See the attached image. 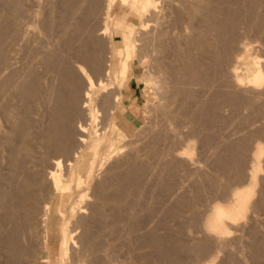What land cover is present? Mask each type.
I'll use <instances>...</instances> for the list:
<instances>
[{
  "label": "bare ground",
  "instance_id": "bare-ground-1",
  "mask_svg": "<svg viewBox=\"0 0 264 264\" xmlns=\"http://www.w3.org/2000/svg\"><path fill=\"white\" fill-rule=\"evenodd\" d=\"M34 1H36V0H34ZM92 1H94V0H92ZM162 1H164V0H162ZM195 1L196 2L190 1L191 3L188 5L189 8H188L187 13L190 15V17L192 15L193 17H191L190 19L194 20L193 18H195L197 16V14L202 12L204 14L203 18L200 15L199 16L201 18L200 17L199 18L202 20V23L205 22L206 24H208V30L205 31V32H202L203 30L200 31L199 27H198V29H197L194 37L192 38V40L191 41L190 40L187 41L188 43H185V45L183 47H179L177 44H176V47H174V46H172L173 44L171 43L172 44L171 45L172 46V50H174V52L171 50L174 53V54L171 53V55H172L171 57L173 58V55H174V57H175L174 59H176V61H180V67L176 68L177 65H174V66L172 65V66L174 68H176L177 71H178V68H180L179 70L182 71L181 72L182 74L177 73V72L176 73L180 74L181 78L184 75L185 76L184 78L185 79L187 78L186 82L188 83V85L189 84H191V85L195 84V85L198 86L197 89H196L197 92L193 91L194 93H196L195 97H194L195 94L193 92L190 93V94L187 93L188 95L186 93H183L185 90L182 92V94L188 96L187 98H184V99H186L185 100L186 103L183 102L184 103L183 106H186V104L195 101L196 109H195V106H194L193 111L191 113L190 112L188 113L189 115L191 114L189 120L185 119L186 117L184 118L183 113L184 112L186 113V111H184L183 113L181 112L183 116L179 115L180 114L179 111H182L183 110L182 108H184V107H182L181 110L178 111L179 114L176 113V109L174 111H172V112H174L173 114L179 115V118L177 117V115H176V117H174V118H178L179 119V120L177 119V122L175 121V123L178 124V125L181 124L180 125L181 127H183V126H186V127H184L185 128L184 131H183L184 135L181 134V133L178 135V136H180V135L184 136V137L180 136V137H182V139L184 138L183 140L180 138V140L182 142L180 141L181 143H179V144H181V145H179V146H177L175 148L171 147L173 149V153L172 154L170 153V154H171L172 157L173 156L174 157H182V158L190 157V159H192L191 156H192V152H193V148H194V143H195V141H197V139L204 138V139H206L205 141H206L207 144H211L210 143L211 142L210 133H212V132H210V131L213 128L212 127L213 123H211L212 124V126H211L210 122H211V117L212 116L211 117L209 116V113H208V112H210L209 110H213V111H211V113H215L216 115H218L220 113L222 107H223V109L225 107L226 108L229 107L232 110L233 109L234 110H239L241 112L243 111V110H240L241 108L242 109H250L252 112H251L250 115L248 113V116L245 117V120L252 121L250 123H253V121L256 122L257 120L258 121L262 120V122L259 124L261 126V130L259 132L260 133L259 137L260 136H264V67H263V65L259 64L260 62L258 60H256L255 57H251L252 53L251 54L249 53V47H248V45L251 47V45H250L251 44V40H252L251 38H253L252 32H251L252 35L250 34L251 38L249 37V33L248 32H250V30H253L254 34L256 35V37L254 38L255 42H256L257 38L258 39H260V38L263 39L262 37L264 35V12H261V9H262L261 7H264V0H205L203 2L201 0L200 1L195 0ZM1 2H3V0ZM6 2L7 3L9 2V4L11 6L8 7V9L6 11L4 10L5 13H2V12L0 13V142H1L0 146H1V148L4 147L2 150L8 149L10 151V154L7 155V157H9L11 155V161H10V163L8 162V164H9V171H7L8 173L7 174H3V172H2V174H0V264H25V263L27 264L28 263L27 261H29L30 260L29 258H31L33 255L30 257V255H29L30 252L28 253V256L26 255L27 253L25 254L24 249L26 248V246L24 247V244H21V242L25 238V235L23 233H25L28 230V226L31 225L33 219H37L36 220L37 222L35 221L34 226L36 227V225L38 224L37 227L40 226V228H41L40 234L42 233V240H43L42 243H43V247L45 248V255L41 256L42 258L40 259V262L43 263V264H50V255H49L48 250L46 249V241H47V223H48V220H49V216L48 215H49L50 210H51V197H49V195H50V194H48L49 192L47 193L48 195L43 194V192H45L44 191V189H45L44 185H45L46 180H50V183H51V186H52V194L55 193V192L64 193V192L72 191L71 187H70V183H68V185L65 186V185H63V182H62V179H61V172L63 170L62 168H64L63 167L64 158H66L65 160L68 161L67 164L71 166L70 168H68L69 175L71 176V180L74 177L77 176L75 178L76 179V188L80 190V193L75 198H74V195H72V197L70 199L71 201L69 202V205H68L69 207L67 209V212H62L61 210L59 211V213L62 216V223H61L62 225H61V228H60L61 229V233H60L61 241H60V245H59L60 248H61V260L64 261V262H67V264H69V260H68L69 253L68 252H69L70 245L72 244L71 240H74V238L75 239L78 238L80 240H77V241L78 242L80 241V243L82 245V249H81V245L79 243V246H80L79 252L80 251L84 252V253H82V252L79 253L77 250H75L76 248L74 249L76 251V253H74V255L79 253L78 255H75V257L80 255L79 258H81V259H79V260L77 259L79 264H82V262L84 260H88L90 262V263L88 262L89 264H98V263H100V264H113L112 262H110L111 261V258H109L110 256L108 257L109 259L107 257L104 258V259H107L109 261L105 260L103 262V260H104L103 257L100 260L101 257L98 258V256H97L98 253L96 254V251L100 249L101 244H102V242L100 243V241H97V239L99 240L98 237H100L98 235L101 234V233L99 234L98 232H99V230L101 232L102 228H100V229H99V227H98V229H97V227L95 228V224H94L95 222L94 221H96V220H93L94 219L93 217L91 219L92 222H90L91 220L88 219L89 220V224L87 223L88 221L86 222V220H85L87 218L84 217L85 218L84 219L83 216L81 218H79V219L76 218L75 219L76 221H72L73 223L75 222L74 225L72 224L73 228L71 226H69V223H72V222H70V217L75 216V214L77 212H79V213L81 212V213L86 214L85 213V209L87 207L85 206V203L87 201L84 203V205H83V202L85 201L86 196L89 195L86 192V189H88L89 187L85 188L87 186V185L85 186V184L90 182L94 178V176H96L95 175L96 171H98V170H100L102 168L104 169V167H103L104 166V162H105V160H107L108 157H110V153L114 149V145H115L114 137L116 135L120 136V137L124 136L123 129L121 127L125 123L126 120L124 119V114L119 112V111L117 112V110H116V104L119 103V96L118 97L115 96V98H114L115 103H114V102H110L109 101L110 98H112V97H109V99H108V97H106V96H108L109 94L108 95L106 94L105 98H106L107 102L109 101V103H107L105 101L104 102L109 105V106L107 105V107H106V104L104 105L105 107L103 106V102L102 101L105 100V99H103L102 101L98 100L99 99L98 96L100 97V99L102 98V96H100V94H99L100 92L104 93V91H105L107 93V92L110 91L108 89L111 88L109 80L105 79V77L106 78L110 77L111 73L114 74L115 76H116V73H119L121 76H126V74L128 72V69H129L130 58L132 57V54L134 53L133 52L134 51V49H133V47H134L133 41H131L129 36L123 34L122 35V42H121V44L123 43V46H122L121 49L119 47L120 45L116 47V52H117L116 54L118 55V58H117V61L114 62V60L112 59V56H111V51H110L111 48H112V42H113L112 29H111V23L110 22H113L114 17H115V15H117V13H121V14H123L124 17H119L118 21L115 22L116 23L115 25H118L120 27L124 23V19L132 21V19L135 18V16H136L138 11H140V10L144 11V10H147V9L155 6L156 5L154 3L155 0H107V10L105 12L104 21H103V24H102L101 31L98 32L101 35H103L104 38H107L106 40H108L107 44H108V47H109V54H108V61H107V63H105L106 66L103 63V62H105V60H101V57H100V56H102L101 53L99 55V52L101 50H98L99 49L98 48L99 47L98 44L100 45V42L97 44V42H95V41L94 42L92 41V43L90 41V43H91L90 46L88 44H87V46L86 45L82 46L83 44L80 41V40H82L81 39L82 37L80 36V33H81V35H83L84 33H82V32H85V30H83V31H81L79 33V30L81 29V26H82V24H81L82 22L81 23L80 22H76L75 24H73L72 26L74 28L71 27V25L69 27V24H68L69 29L66 27L67 30H71L70 28H72L73 31H75L73 33L72 30H71L72 34H70V32L68 31L69 34H70L69 36H72L73 34H76V35H79V36L75 35L77 38L75 36H72V37H69V39L67 38L68 40L67 39L66 40H62L61 42H59L61 39L52 40V37L49 34L50 32L49 31L47 32V30H51L52 27H50L51 28L50 29L47 26V29L45 31V34L46 33L47 34H46V39L44 40V42H42V43L37 45V41H35L36 42V43L34 42L35 44H33V43L31 44L32 40L30 39V35H29V38H27V35L29 33H31V31L29 30L30 32L27 33L26 30H25L26 27L24 29H22V24L24 22L22 24L19 23V22L22 21V20L20 21V17L22 15V10H23L22 3L23 2L21 3V0H6ZM6 2H4V3H6ZM67 2L70 3L69 0ZM214 2H216V4ZM29 3H31V2H29ZM37 3H38V0H37ZM37 3H36V8H37ZM93 4H91V7H92ZM27 5H26L25 8H27ZM4 6H2V7H4ZM29 6H31V5H29ZM122 6H127V9H123ZM159 6H161V5H159ZM96 7H97V5H96ZM163 7H165V5ZM31 8H32V6H31ZM71 8H72V6H71ZM162 8L160 9V7H159L160 10H162ZM66 9H67V5H66ZM78 9H79V7H78ZM76 10H77V8H76ZM94 10H95V8H94ZM96 10H97V8H96ZM155 10H153V11H155ZM0 11H1V9H0ZM33 11H34V9H33ZM30 12L31 13H35V12H32L31 10H30ZM76 13H77V11H76ZM76 13H73V14H76ZM157 13H159L158 10H157L156 14ZM163 13H164V11L162 12V14ZM90 14H92L91 11H90L89 15ZM25 15H26V13H25ZM65 15L66 14L63 13L61 18L58 17L60 19V21H59L60 22L59 24H61L60 27H62L64 25V23H65V21H66V19L68 17V16H65ZM33 16L35 17V15H33ZM95 16H96V14H95ZM151 16H149V17H151ZM34 17H32V19ZM154 17L153 18L155 20L156 16L154 15ZM82 19H84V18L82 17ZM151 19L152 18H150L149 20H151ZM200 19L198 21L199 24L204 25V23L202 24L200 22L201 21ZM35 20H37V19H35ZM162 20H163V18H162ZM39 21H40V19H39ZM44 21H45V19H44ZM56 21H58V20H56ZM41 22H43V21H41ZM84 22H86V21H84ZM148 22H150V21H148ZM154 22H156V21H154ZM67 23H71V21L70 22L67 21ZM143 23H147V22L143 21ZM157 23L159 24L160 20L158 22V19H157L156 24ZM24 24H27V23H24ZM24 24H23V26H26ZM34 24H36V23H34ZM46 24H47V22H46ZM50 24H52V23H50ZM162 24H163V22H162ZM140 25H142V23ZM147 25H148V23H147ZM156 26H157V28H159L158 25H156ZM162 28L164 29L165 27L163 26ZM201 28H202V26L200 27V29ZM40 29H42V28L40 27ZM82 29H84V28L82 27ZM159 31H160V29H159ZM163 31L164 30L161 29L160 33L163 34ZM167 31H164L165 32L164 35H166ZM90 32H92V31H90ZM167 34H168V32H167ZM33 35H34V33H33ZM89 35H86V36L89 37ZM41 36H42V34H41ZM161 36H163V35H160L159 37L161 38ZM39 37L40 36H38V38ZM78 37L80 38V40H78L79 39ZM40 38H42V37H40ZM72 38L76 39V42H75V40L72 41L73 40ZM90 38H93L92 34H91ZM160 38H158V39H160ZM165 38H166L165 36L163 38H161V43H162V41L166 42ZM189 38L191 39L190 36H189ZM167 39H168V36H167ZM30 40H31V42H29ZM35 40H38V39L36 38ZM77 40H78V42L79 41L80 42L78 43ZM71 41H72V43H70ZM165 42H164L163 46L161 44L162 48H161V46L159 47L160 51L162 49V52H164L163 47L165 46ZM258 42H256V43H258ZM76 43H78V44L81 43V45H79V48H78V45H76ZM73 44L76 45L74 48L71 47ZM102 44H103V42H102ZM17 45L18 46L19 45L22 46V48L18 47ZM167 45H168V47L170 49L171 46H169V44L166 43V47H167ZM164 49L166 50V48H164ZM262 51H264V50H262ZM105 52H108V51L105 50ZM166 52L169 53L167 50H166ZM258 53H260V52H258ZM21 54H22L24 63L19 62V64L22 63V65L20 64L21 67L19 66V68H17L16 66L13 65V63H14V61L17 62V59H18V57ZM160 55H162V54H160ZM160 55L156 56L158 61L160 60ZM164 55L161 56V57L163 58ZM167 58L168 57L166 55V59ZM177 58L179 60H177ZM256 58H257V56H256ZM103 59H106V58H103ZM163 59H165V58H163ZM152 60H155V59H152ZM158 61H156V62H158ZM72 62L74 63V65L72 64ZM161 62H162V60H161ZM114 63L117 65L116 71H113ZM160 63L158 62V65H160ZM163 63L164 62L161 63V66L166 67L167 63H164V65H163ZM71 64L74 67L76 66L78 71L81 73V74L80 73L79 74L84 77L85 83H80L82 81L78 78L79 76L76 73L77 70L75 71V69L72 67ZM85 64H89L90 65V69H87L88 67H86ZM176 64H179V62L178 63L176 62ZM156 66H157V64H156ZM161 66H158V67L162 68ZM167 66H168V64H167ZM174 68L173 69L171 68V69L173 71H175L176 69H174ZM91 69L93 71H91ZM163 69H164L163 71L166 73L165 70L167 68L166 69L163 68ZM172 70L170 72H172ZM159 71H161V69ZM163 71H162V73H164ZM165 73H164V75L167 76ZM149 74L150 73L147 74L149 77L147 75L146 76H147L148 80L149 79L152 80L153 76L151 77L152 78L151 79ZM165 76H164V78H165ZM20 77L23 78V80L20 79L21 81H19L18 78H20ZM181 78L179 76L180 80H181ZM56 79L59 80L58 85H56V83H55ZM165 79H168V77H166ZM175 79H177V77H175ZM179 79H177V80H179ZM185 79H183V80H185ZM186 82H185V84L187 85ZM191 85L189 87L188 86L186 87V89L189 88L188 92H189L190 89L194 88V87L192 88ZM178 90H180V89H178ZM194 90H195V88H194ZM185 92H187V90ZM111 93H110V95H111ZM116 93L118 94L119 92H116ZM178 93H180V92H178ZM114 94L115 93L113 92V95ZM14 96H16V97L18 96L21 99V102H18V103H21L20 106L17 105L18 107L15 106L16 104L14 105V104L10 103V100ZM103 96H104V94H103ZM32 99H34V101H32ZM17 100H18V98H17ZM111 100H113V99H111ZM32 103L34 105L36 104L39 108H41L42 116L43 115L46 116V117L44 116L46 118V120L44 119L45 122H42V123H45V125H40L39 124V127H37V128L35 127L36 129H32L31 128L32 124H31V117H30V108H31ZM110 104L111 105L114 104V106L113 105L111 106ZM193 104H194V102H193ZM100 105H101L102 109L104 108V110L101 112V114L104 111L106 113L107 110H105V108H109L111 106V109L108 112L109 115L106 116V118H105V120H107V122H108L107 124L111 125L110 131L109 130H104V128L102 129V131L100 129L95 128L94 129L95 135L93 137H89L88 136V125H98V124H102L103 121H104V120H101V119H104V116L100 115V110H102L100 108ZM180 105H181V103H180ZM188 106H186V107H188ZM167 107L168 106H166V108ZM185 109H187V108H185ZM188 109H190V108L188 107ZM163 110H165V109H163ZM39 111H40V109H39ZM194 111L196 112L194 114L195 116L197 115L196 117L193 115ZM217 111H219V113ZM239 111H238V113H239ZM246 111H248V110H245L243 113H245ZM82 112H84V114ZM168 112L166 114V117H167V115L170 114L171 115L170 118H173L172 114H171L172 112L170 111L171 113L169 112V114H168ZM108 113H106V114H108ZM211 113H210V115H212ZM162 114L165 115V112L162 113ZM102 115H104V114H102ZM111 115H113V116L111 117ZM76 116H79V117L77 118ZM180 116L183 117V119H181V121H180V118H181ZM74 117H76V121H77V122L75 121L76 122V127L75 128L72 127L73 123H74ZM107 117H109V118L107 119ZM41 118H40V120H41ZM163 118H164V120L167 121V118H165V117H163ZM174 118L172 119L173 121H174ZM187 118H189V117H187ZM214 118H216V117H214ZM242 118H244V117L242 116ZM8 120H11L9 122H11L10 124H12V126L10 128L8 127L9 129L6 127V123L8 122ZM122 120H123V122H121ZM172 120H170L169 122H171ZM182 120L185 121V122H186V120H188V121L185 124V122L183 123ZM161 121H163V119ZM212 121H214V120H212ZM37 122H39V118H38ZM169 122L168 123L166 122V124H168V126L172 125ZM179 122H181V123H179ZM166 124H165V126H167ZM173 124H174V122H173ZM222 124H224V123H222ZM174 126L172 125L173 128L177 127V125L175 127ZM209 126L211 127V129H210ZM104 127H106V126H104ZM223 127H225V126H223ZM173 128H172V130H173ZM179 128H176V129H179ZM162 129H163V127H162ZM169 129L171 130V127ZM209 129H210V131H209ZM258 129H260V128H258ZM160 130H161V128H160ZM166 130H167V128H166ZM181 130H183V128ZM162 131H164V130H162ZM177 131L179 133L180 129L176 130V132ZM173 132H175V131H173ZM178 133H176V134H178ZM234 133L235 132H233V134ZM251 133H253V132H251ZM163 134H164V132H163ZM173 134H175V133H173ZM221 134L223 135V132ZM244 134H245V132H244ZM9 135L10 136L12 135V137L15 136L16 140L12 139V137L10 138ZM175 135H174V138L176 139L177 135L176 136ZM256 135H258V134H256ZM165 136L166 135H164V137ZM178 136H177V141H176L175 144H177L178 141H179L178 140V138H179ZM255 136H254V138H255ZM157 138H159V137H156V139ZM256 139H255V141H257V142L254 143L255 145L253 147V150H252V152L249 151V153L251 152V154L248 155V156H251V160H249L251 162V166L248 165L249 168H250L249 171L243 172V171H245V170H243L244 167L242 165L243 163L241 162L242 161V157H244V156H242V154L245 153L243 149L240 151V154H239L240 157L238 158L239 160H236L238 155L236 156V159H235L236 161L234 159H232V158H235V156L233 154L231 155L232 158H229L230 160H228L229 161V162H227L228 164L226 163V159H228V156L230 154L226 157V159L224 158L225 161L222 160V161H224L226 163V166H225V163H223L224 165H222V166H225L227 168H230L231 166H233V168H236L238 170V173L236 174L234 172V169H232L233 172L236 174L237 178L240 179L244 175V173H247V175H244V177L246 176L249 186L248 185L247 186H243L242 189L236 190L233 193L231 192L232 193L231 194V198H229V199L232 201V203L230 205L218 204V202H217L218 200L216 201L217 204L215 203L212 206L210 205L211 207L208 210L209 211L208 217H207V214H206L205 216L207 217V219L205 220L203 218L205 222L201 221L203 223V225L202 224L201 225L204 226V229L206 231L204 233H207L211 237H216L217 239H219L221 237L224 238L223 236H225L227 234V232H229L228 231L229 227L237 228V227H239L238 225H240L241 222H242V224L240 226L243 225V221L247 222V221H245L246 219L244 220V218L246 216V213H247L249 207L251 206L250 201H251V195H252V190H253L252 186L256 187L255 184H257L258 177H259L257 175V171L261 168L262 161H264V143L260 142L261 140L258 141L259 139L258 140H256ZM76 142H78V145L76 146V149H74ZM201 142H202V139H201ZM233 142H235V141H233ZM230 143L232 145V142H230ZM245 143H246V141H245ZM163 144H165V143L163 142ZM247 144H248V141H247ZM241 146H243L242 148H244V144L241 145ZM167 147H168V145H167ZM206 147H207V145H206ZM229 148H230V152L232 153V151H233L231 149L232 147H228L227 150H225V153H227L229 151ZM121 149H123V148H121ZM172 149L171 150L169 149V150L172 151ZM246 151H248V149ZM6 152H5V154H6ZM88 152H91L92 156H91L89 162L87 164H85L84 160H85V156H86V154ZM165 153L168 156V153L164 151V154ZM233 153H234V151H233ZM246 154H247V152H246ZM49 157L53 158V160H54L53 161L54 165H52V168H49V165L45 166L47 163L45 165H43L46 162L45 159H48ZM168 157H170V156H168ZM174 157L171 159L172 161H173ZM9 159H10V157H9ZM243 159H245V158H243ZM6 161H8V160L6 159ZM172 161L170 163H173ZM159 164H157V165H159ZM221 164H219V165H221ZM154 165H155V163H154ZM154 165H152V166H154ZM141 166L142 165H140V167ZM161 166H162V164H161ZM6 167H8V166L6 165ZM43 167H45V170H46V168H48L46 170L47 173H45V170H43ZM145 168L146 167H144V169ZM246 168H248V167L246 166ZM3 169H5V168H3ZM149 169L150 168H148V170ZM202 169H204V168H202ZM83 170H85V172H86L85 177L82 175V171ZM164 170H166V168ZM229 170L231 171V169H229ZM237 170H235V171L237 172ZM43 171H44L45 175H44ZM138 171H139V169H138ZM179 171H180V169H179ZM154 172H155V170H154ZM163 172H162V175H163ZM96 173H99V172H96ZM158 174L160 175V173H158ZM222 174H223V172H222ZM235 174H234V176H235ZM177 175H178V173H177ZM262 175H261V177H262ZM210 177H209V179H210ZM236 177H234V178H236ZM157 178H159V177L157 176ZM232 178H233V176H232ZM188 180H189V178H188ZM242 180H244V178ZM181 181H182V179H181ZM235 181H238V180L235 179ZM262 181H261V183H262ZM238 182H237V184H238ZM47 183H46V187H48ZM209 183H211V182H209ZM244 183H245V180H244ZM143 184H145V183H143ZM219 185H220V183H219ZM210 186L212 187V185H210ZM232 186H233V184H232ZM92 188H93V185H92ZM49 189H50V187H49ZM49 189H48V191H49ZM226 189L227 188H225V190ZM220 190H222V189H219V191ZM95 191L97 193H99V195L96 194V196H95L94 192H93L91 197L99 198L100 196H102V198H104L103 195H105V194H103V192H101V191L99 192L97 190H95ZM204 192H206V190ZM100 193H102V194L100 195ZM159 194H160V192H159ZM220 194H222V193H220ZM45 196L46 197L48 196L47 199L45 198ZM137 196H140V195H137ZM72 198H74V199H72ZM88 198H89V196H88ZM206 199H208V198H206ZM93 200H91V201H93ZM101 200H103V199H101ZM175 201H177V200H175ZM224 201H226V200H224ZM93 202L96 203L97 201L96 202L93 201ZM260 202H262V201H260ZM228 203H230V202H228ZM96 204H97L96 206L99 205L98 203H96ZM167 204H168V202H167ZM262 204L263 203H261L260 205H262ZM177 205H178V203H177ZM200 205H202V204H200ZM187 206L189 207V205H187ZM152 207H154V206H152ZM92 208H93V206H92ZM173 211H175V210H173ZM251 211H252V208H251ZM91 212H92V209H91ZM205 212H206V210H205ZM255 212L257 213V211H255ZM79 213H77V214H79ZM164 213H163V215H164ZM260 213H257V214H260ZM65 214H68V216H66ZM97 215L94 214L93 216H97ZM115 215L117 216L118 213H116ZM202 215H204V214L202 213ZM37 216H38L39 219L37 218ZM91 216H92V213H91ZM120 216H122V214H120ZM154 216H156V215H154ZM169 216H172V215H169ZM247 216H249V215H247ZM202 217L203 216H201L200 219ZM95 218H98V216L95 217ZM251 219H253V218H251ZM72 220H74V219H72ZM185 220H186V218H185ZM98 221L99 220H97V222ZM121 221H123V220H121ZM248 221L251 222V220H249V219H248ZM262 221H263V219H262ZM139 224H140V222H139ZM182 224H184V223H182ZM185 225H187V223ZM247 226H248V223H247ZM70 227L72 229H70ZM128 227H127L128 228V232L130 233L132 231V228H130L129 225H128ZM191 227H192V225H191ZM245 227H244V229H245ZM149 228H151V227H149ZM240 228H242V227H240ZM249 228H251V227H249ZM25 229H26V231H25ZM162 229H164V228H162ZM177 229H178V227H177ZM231 229L232 228H230V230ZM38 230L40 231L39 228H38ZM74 231L75 232L76 231H78V232L80 231V234L77 232L79 234V236L77 235L78 237H76V235H75L74 238L72 237L73 236L72 234H74L73 233ZM192 231H194V230H192ZM235 231H238V230L236 229ZM247 231H249V230H247ZM137 232H139V231H137ZM149 232L148 233L145 232L147 235L145 237L142 235L144 239L142 238L143 240H141V239L140 240L141 241L145 240V241L148 242V240H146V239H147L148 234H151V232L150 233ZM28 233L29 232H27V234ZM158 233H157V235H158ZM179 233H180V229H179ZM249 233H250V231H249ZM255 233H253V234H255ZM258 233H259V231H258ZM151 236H155L153 238L156 239V241H158V242L164 241V238H161L160 236L156 237L155 234L153 235V230H152V235H150V237H149L150 240H151ZM175 236H177V235L175 234ZM186 236H187V234H186ZM227 236H229V235H227ZM138 237L139 236H137V238ZM164 237H165V242H166V236H164ZM229 237L233 238L232 236H229ZM153 238L151 240L152 242H150V243L154 245V248L156 249V251L161 255V257H158V259H161L162 256L163 257L166 256L167 258L169 257V259L171 257H173L172 256L173 253L172 252L170 253V251H172L173 249L172 250L168 249L169 251L167 249H164L161 246L162 245H166V244L165 243L163 244V242H162L161 245H160V243L157 244L154 241ZM160 238L162 239L161 241H159ZM100 239H102V238H100ZM217 239L213 240L214 243H216L215 240L218 242ZM208 240H210V238H208ZM208 240H206L207 242L205 241L203 244L200 245V250L196 251V253H202L203 252L205 254V251L208 248ZM234 240H237V238L233 239V242H234ZM261 240H260V242H262ZM69 241H70L71 244H69ZM174 241H175V239H174ZM219 241H221V240H219ZM231 241H232V239H231ZM253 241H254V239H253ZM256 241L258 242V243L256 242L258 245H257V249L255 251H257V253H259V254L260 253L263 254V251H262L264 249L262 247L263 244L261 245L259 243V240H256ZM72 242H76V241H72ZM147 242H145V243H147ZM175 242H177V241H175ZM178 242L180 243V241H178ZM191 242H193V241H191ZM127 243L129 245L128 241H127ZM145 243H143L144 246H145ZM154 243H156V244H154ZM235 243H236V241H235ZM102 245H105V244H102ZM157 245H159V246H157ZM180 246H182V245H180ZM185 246H187V245H185ZM251 246H253V245H251ZM128 247L130 248V245ZM221 247H223V246H220V248ZM27 248H30V247L27 246ZM145 248H146V246H145ZM192 248H194V247H192ZM226 248H224V249H226ZM244 248H245V246H244ZM255 248H253V249H255ZM26 249H25V251H27V250L29 251V249H27V250ZM102 249H104V247ZM148 249H149V247H148ZM235 250H237V249H235ZM99 252H100V250H99ZM126 252H128V250ZM129 252H130V249H129ZM138 252H141V251H138ZM153 252H151V253H153ZM143 253H141V254H143ZM206 253H207V251H206ZM32 254H34V253H32ZM95 254H96L97 257L95 256ZM243 254H244V251H243ZM262 254H260V255H262ZM25 255L28 257L29 260L26 259L27 257L26 258L24 257ZM40 255H41V253H40ZM87 256H89V258L91 256L92 259L91 258H90L91 260H89V258L87 259ZM128 256L129 255L127 254L126 257H128ZM190 256H191V254H190ZM238 256L240 257V255H238ZM75 257L73 256V260L75 259ZM150 257H148V259ZM191 257H193V256H191ZM33 258H35V257H33ZM152 258H153V256H152ZM207 258H208V256H207ZM130 259L131 258L129 256V261H131ZM162 259H164V258H162ZM37 260H38V258H37ZM114 260L112 259V261H114ZM164 260H166V259H164ZM188 260H189V258H188ZM237 260H238V258H237ZM178 261H179V259H178ZM32 262H34V261H32ZM101 262H103V263H101ZM151 262H152V260H151ZM153 262H155V261H153ZM190 262L187 263V264H190ZM193 262H196V259ZM193 262H191V264H193ZM211 262H212V259H211ZM230 262H233V261H230ZM234 262H236V261H234ZM241 263L243 264V262H241ZM120 264H132V263H130V262H128V263L126 262L125 263L124 262V263H120ZM183 264H186V263H183ZM207 264H208V262H207Z\"/></svg>",
  "mask_w": 264,
  "mask_h": 264
},
{
  "label": "rangeland",
  "instance_id": "rangeland-1",
  "mask_svg": "<svg viewBox=\"0 0 264 264\" xmlns=\"http://www.w3.org/2000/svg\"><path fill=\"white\" fill-rule=\"evenodd\" d=\"M2 0H0V13H5V11L8 9V7H10L11 5L9 4V2L7 3L6 0H3V2H1ZM52 1V2H51ZM58 1V2H57ZM68 0H38V3H37V0L34 1V0H21V3L23 5V10H22V15L20 17V21L19 23H27V24H24L26 26H23L22 24V29H24L25 27V30L27 33H29L31 31V33H29L27 35V38H29V35H30V39L31 40L29 42H31V44H35L37 41V45L44 42V40L46 39V34H45V31L47 29V26L48 28L52 27L51 30H47V32L49 31L51 37H52V40H58V39H61L59 42H61L62 40H66L67 38L69 39V37H72V36H75L76 34H73L72 36H69L71 33V30L72 32L74 33L75 31H73L72 28H70L71 30H67L66 27L69 29L70 25L71 27H73L72 25L75 24L76 22H82V26H81V29L79 30V33L83 30H85V32H82L84 33L83 35H81L80 33V36L82 37L81 39L83 40H80V38L78 40H80L82 42V46L86 45L87 44L90 46L92 41L94 42H97V44L100 42V45L98 44V50H101L99 52V55L101 53L102 56L101 57V60H105V62H103L104 64L107 63L108 61V54H109V47H108V40H106L107 38H104L103 35H101L100 33H98L99 31H101V28H102V24H103V21H104V17H105V12L107 10V0H69V2H67ZM84 1V2H83ZM91 1V2H90ZM161 1V2H160ZM183 1V2H182ZM190 1H193V2H196L195 0H190ZM189 0H155V6L147 9V10H140L137 12L136 16L134 19H132V21L130 20H125L124 19V23L119 27L118 25H115L118 21V18L119 17H124L123 14L121 13H117V15H115L114 17V20L113 22H110L111 23V29H112V37H113V42H112V48H111V56H112V59L114 60V62L117 61V58H118V55L116 54V47L119 46L120 49L122 48L123 46V43L121 44L122 42V35L125 34L127 36L130 37L131 41H133L134 43V53L132 54V57L130 58V61H129V69H128V72L126 74V76H121L119 73H116V76L114 74L111 73V76L106 78L105 79H108L109 82H110V86L111 88H109L108 90H110L109 92H100V96H102V98L100 99V97L98 96V100H103V106L106 104L105 102H107L105 96L106 94L108 96V99L109 97H112L110 98V102H114V98L115 96H119V103L116 104V110L117 112H121L124 114V119L126 120L125 123L122 125V129H123V133H124V136L123 137H120V136H115L114 137V141H115V145H114V149L113 151L110 153V157L107 158V160H105L104 162V169H100L96 172H99V173H96L95 172V175L94 178L88 182L87 184H85V188L89 187L88 189H86V192L87 194H89V198L88 196H86V199L85 201L83 202V205L85 203V206L87 207L85 209V213H79V214H75V216L73 217H70V222L72 221H76L75 219L76 218H81L83 216V218H87L85 219L86 222L89 224V220L92 219V217L94 218L93 220H96L94 221L95 223V228L99 227L102 228L101 232L99 230V234L98 237L99 240L97 239V241H100V243L102 242V244H105V245H102L101 244V247L104 249H102L100 247V252L99 250L96 251V254L98 256V258H100V260L104 258H111V261L113 264H120V263H132V264H183V263H189L190 261L193 262L195 259H196V262H193V264H242L241 262H243V264H264V161H262L261 163V168L257 171V175L259 176L258 177V181H257V184L256 187L252 186V195H251V201H250V204H251V208H252V211H251V208L249 207L247 213H246V216L249 215V216H245L244 220L247 221V222H244L243 221V225L240 226L238 225L239 227L237 228H234V227H229L228 228V231L227 234L225 236H223L224 238H219L217 239L216 237H211L209 236L207 233H204L206 232L205 229H204V226L202 222H205L204 219L206 220L207 217H208V213H209V209L210 207L213 205V204H221V205H230L232 203V201L229 199L231 198V194L236 191V190H239V189H242L243 186H247L248 185V181H247V178L246 176L244 177V175H247V173H244V175L239 179L236 177V174L238 173V170L236 168H233V166H231L230 168H227L225 167L226 166V163L229 162L228 160H230L229 158H232V154L235 156V158H232V159H236V156L238 155L237 159L236 160H239L238 158L240 157V151L243 149L245 153L242 154V165L244 167L243 172H246V171H249L250 168L249 166H251V162L249 160H251V156H248L251 154L252 150H253V147H254V143H256L260 137V139L258 141L264 143V136H260V130H261V126L259 125L262 120H257L256 122L253 121V123H250L252 121H248V120H245V117L248 116V113L249 115L251 114V110L250 109H240V110H243L242 112L239 111V110H232L231 108H224L223 107L221 108V111L219 113V111H217L218 115H216L215 113H211V111L213 110H209L210 112L209 113V116L211 117V122H210V125L212 126L211 123H213V128L212 130L209 131L212 132L210 133V137H211V144H207L206 143V139L204 138H201L202 139V142H201V139H197V141H195L194 143V148H193V152H192V159H190V157L186 158H182V157H174L173 161L171 160L173 157L171 156V154L173 153V149L172 148H175L181 144L182 141L180 140V138L182 139V137H184V127L186 126H183L181 127L180 125L176 124L175 121L177 122V119L179 118V115L183 116L184 115V118L185 119H190V115L188 114L189 112L191 113L194 109V106H195V109H196V105H195V101L194 104L193 102H190L188 104H186V106H188L190 109H188V107L186 106H183L186 99L184 98H187L188 94L187 93H192L193 91L194 92H197V85L195 84H189L186 82L187 78L185 79L184 75L182 76L181 78V75L182 74L181 70H179L180 68H178V71H177V67H180V61H176V59H174V55H173V58L171 57V53L174 52V50H172V46L176 47V44L179 46V47H183L185 45V43H188L187 41H191L192 38L194 37L198 27H199V30H203L202 32H205L208 30V24H206L205 22L204 25H201L199 24V19L203 16L204 14L201 12L199 14H197V16L195 18H193L194 20L190 19L191 17H193L187 13L188 11V8H189V4L191 3ZM200 1V0H198ZM202 2L205 1V0H201ZM6 2V3H4ZM26 2V3H25ZM29 2H33L32 4L29 3ZM42 4H41V3ZM65 2V3H64ZM163 2V3H162ZM189 2V3H188ZM192 2V3H193ZM213 2V1H212ZM36 3H37V8H36ZM58 3V4H57ZM73 3V4H72ZM77 5H76V4ZM94 3V4H93ZM162 3V4H161ZM184 3V4H183ZM216 4V2H214ZM5 6H4V5ZM27 5V8L26 5ZM39 4V5H38ZM65 4V5H64ZM88 4V5H87ZM91 4L92 7H91ZM97 7H96V5ZM161 6H159V5ZM31 5V6H29ZM34 5V6H33ZM44 5V6H43ZM66 5H67V9H66ZM70 5V6H69ZM81 5V6H80ZM87 5V6H86ZM100 5V6H99ZM165 5V7L163 6ZM4 6V7H2ZM40 6V7H39ZM72 6V8H71ZM183 8H182V7ZM187 6V7H186ZM2 7V8H1ZM6 7V8H5ZM79 7V9H78ZM81 7V8H80ZM123 9H127V6H122ZM162 8V10L159 9ZM31 8V9H30ZM77 8V10H76ZM89 8V9H88ZM95 8V10H94ZM97 8V10H96ZM154 8V9H153ZM186 8V9H185ZM261 12H264V7H261ZM34 9V11H33ZM51 9V10H50ZM64 9V10H63ZM156 9V10H155ZM3 10V11H2ZM5 10V11H4ZM30 10L32 12H35V13H31ZM55 10V11H54ZM150 12H149V11ZM155 10L157 12V10L159 11V13L156 14ZM39 11V12H38ZM54 11V12H53ZM77 11V13H76ZM85 11V12H84ZM90 11L92 12V14L89 15ZM164 11V13L162 14V12ZM41 12V13H40ZM52 12V13H51ZM57 12V13H56ZM72 14H71V13ZM83 12V13H82ZM155 12V13H154ZM161 12V13H160ZM26 13V15H25ZM66 14L65 16H68L64 25L62 27L61 24H59L60 22V19L62 14ZM68 13V14H67ZM70 13V14H69ZM73 13H76V14H73ZM86 13V14H85ZM156 16V19L154 20V15ZM174 13V14H173ZM31 16H30V15ZM44 14V15H43ZM96 14V16H95ZM154 17H152L151 15ZM188 14V15H187ZM17 15V14H16ZM35 15V17L33 16ZM85 15V16H84ZM89 17H88V16ZM201 17H200V16ZM29 16V17H28ZM93 16V17H92ZM95 16V17H94ZM151 16V17H149ZM175 16V17H174ZM179 18H178V17ZM189 16V17H188ZM31 17V18H30ZM32 17H34L32 19ZM37 17V18H36ZM59 17V18H58ZM74 17V18H73ZM82 17L84 19H82ZM88 17V18H87ZM200 17V18H199ZM227 17V16H226ZM150 18H152L151 20H149ZM163 18V20H162ZM177 18V19H176ZM37 19V20H35ZM40 19V21H39ZM47 24H46V22ZM54 19V20H53ZM157 19H158V22L160 20V23L156 24L157 22ZM198 19V20H197ZM32 20V21H31ZM58 20V21H56ZM73 20V21H72ZM75 20V21H74ZM201 20V19H200ZM39 21V22H38ZM43 21V22H41ZM71 21V23H67ZM86 21V22H84ZM143 21L147 22V23H143ZM150 21V22H148ZM156 21V22H154ZM36 24H34V23ZM93 22V23H92ZM163 22V24H162ZM202 23V20L200 21ZM52 23V24H50ZM95 23V24H94ZM142 23V25H140ZM202 23V24H203ZM68 24H69V27H68ZM197 24V25H196ZM45 25V26H44ZM159 28H157V26ZM195 25V26H194ZM206 25V26H205ZM85 26V27H84ZM156 26V27H155ZM165 27L164 29L162 27ZM202 26V28L200 29V27ZM205 26V27H204ZM40 27L42 29H40ZM45 27V28H44ZM82 27L84 29H82ZM91 27V28H90ZM161 27V28H160ZM74 28V27H73ZM88 28V29H87ZM98 28V29H97ZM122 28V29H121ZM121 29V30H120ZM160 29V31H159ZM161 29L164 30V31H167L166 32V35H164V31H163V34H161ZM30 30V31H29ZM64 30V31H63ZM89 30V31H88ZM170 30V31H169ZM37 33H35V32ZM44 31V32H43ZM67 31V32H66ZM70 34H69V32ZM92 31V32H90ZM153 31V32H152ZM199 31V32H200ZM55 32V33H54ZM63 32V33H62ZM87 32V33H86ZM253 34V38L250 37V34ZM34 33V35H33ZM66 33V34H65ZM78 33V34H79ZM160 33V34H159ZM171 33V34H170ZM194 33V34H193ZM245 33V32H244ZM249 33V37L253 40H251V47L248 45L249 47V53L251 54V57H255L256 60H258L260 63V65H263L264 67V35H263V39H256V43L254 41V38L256 37V35L254 34L253 30H250ZM32 34V35H31ZM39 34V35H38ZM42 34V36H41ZM62 34V35H61ZM90 34V35H89ZM91 34H92V37L93 38H90L91 37ZM154 34V35H153ZM251 34V35H252ZM68 35V36H67ZM86 35H89V37H87ZM160 35H163L161 36V38H163L164 36L166 37L165 40V46L163 47V50L164 52H162V49L160 51V46L162 44H164V42L162 41L161 43V38L159 37ZM34 38H33V37ZM37 36V37H36ZM38 36L42 37V38H38ZM60 38H59V37ZM76 36H79V35H76ZM75 36V37H76ZM98 36V37H97ZM102 38H101V37ZM167 36H168V39H167ZM189 36L191 37V39L189 38ZM38 40H35L36 38ZM157 37V38H156ZM33 38V39H32ZM56 38V39H55ZM77 38V37H76ZM85 40H84V39ZM101 38V39H100ZM160 38V39H158ZM175 38V39H174ZM177 38V39H176ZM187 38V39H186ZM67 39V40H68ZM75 42H76V39L72 38ZM186 39V40H185ZM40 40V41H39ZM42 40V41H41ZM77 40V42H78ZM106 40V41H105ZM185 40V41H184ZM39 41V42H38ZM70 41V40H69ZM72 41L70 43H72ZM79 41V42H80ZM91 41V43H90ZM156 41V42H155ZM159 41V42H158ZM35 42V43H34ZM78 42V43H79ZM103 42V44H102ZM151 42V43H150ZM256 44H255V43ZM76 43V45H78V48H79V45ZM157 43V44H156ZM166 43L169 44V46H172L166 47ZM172 43V44H171ZM263 43V44H262ZM105 44V45H104ZM255 44V45H254ZM259 44V45H258ZM74 45V44H73ZM71 46V47H75L76 45L74 46ZM257 45V46H256ZM18 46V45H17ZM161 46V48H162ZM18 47H21L22 46H18ZM263 47V48H262ZM166 48V50L169 52L167 53L166 50L164 49ZM170 51H169V50ZM262 51H260V50ZM104 50V51H103ZM108 51V52H105ZM173 52H172V51ZM252 50V51H251ZM158 51V52H157ZM193 51V50H192ZM260 52V53H258ZM105 53V54H104ZM158 53V54H157ZM256 53V54H255ZM258 53V54H257ZM263 53V54H262ZM162 54V55H160ZM165 54V55H164ZM174 54V53H173ZM105 55V56H104ZM160 55V60L158 61V59L156 58V56ZM163 59L161 56H163ZM166 55H167V59H166ZM257 58H256V56ZM194 56V55H193ZM261 56V57H260ZM103 58H106V59H103ZM171 58V59H170ZM152 59H155V60H152ZM262 59V60H261ZM161 60L162 62L164 63H167L166 64V67H163L161 66ZM177 60H179L177 58ZM153 61V62H152ZM158 61L160 63V65H158ZM16 61H14L13 65L16 66L17 68H19V66L21 67L22 63H24V60H23V57H22V54L18 57L17 59V64L15 63ZM19 62H22L19 64ZM102 62V61H101ZM176 62L179 64H176ZM102 63V64H103ZM155 63V64H154ZM163 63V65H164ZM263 63V64H262ZM72 64L74 65V63L72 62ZM71 64V65H72ZM157 64V66H156ZM70 65V66H71ZM72 65V67L75 69L77 75L79 76L78 78L82 81L80 83H85V80H84V77L82 75H80L81 73L78 71V69L76 68V66L74 67ZM86 67H88L87 69H90V65L89 64H85ZM154 65V66H153ZM174 65H177L176 68H174L173 66ZM106 66V64H105ZM158 66H161L162 68L158 67ZM92 67V66H91ZM157 67V68H156ZM93 68V67H92ZM163 68H167L165 71L166 73L163 71L164 69ZM176 69L175 71H173L172 69ZM117 69V65L114 63L113 65V71H116ZM157 69V70H156ZM161 69V71H159ZM170 69V70H169ZM172 70V72H170ZM91 71H93L91 69ZM162 71L167 75L165 76L164 73H162ZM168 71V72H167ZM160 72V73H159ZM170 72V73H169ZM180 73V74H177V73ZM80 73V74H79ZM150 73V78L153 80H148L147 78V74ZM174 73V74H173ZM177 75H176V74ZM170 74V75H169ZM147 75V76H146ZM168 77V79H165L164 78ZM179 76L181 78V80L179 79ZM130 77H132V79L134 80V84L136 85V91L135 92H129L127 87H126V84L128 83V80L130 79ZM149 77V76H148ZM175 77H177V79H175ZM19 81L23 80V78H18ZM21 79V80H20ZM185 79V80H183ZM79 80V81H80ZM56 82V85H58L59 83V80H55ZM84 81V82H83ZM180 81V82H179ZM185 82L187 83V85L185 84ZM192 86V88L194 87L193 89H190L189 92H188V89H186V87L188 86ZM191 88V87H190ZM180 89V90H178ZM107 90V91H108ZM187 90V92L185 91ZM192 90V91H191ZM184 91V92H183ZM113 92L116 94L113 95ZM116 92H119L118 94ZM177 92V93H176ZM180 92V93H178ZM183 93H186L187 95H184L182 94ZM193 92V93H194ZM121 93V94H120ZM102 94V95H101ZM104 94V96H103ZM120 94V95H119ZM194 97L196 96V93H194ZM183 95V96H182ZM114 96V97H113ZM176 96V97H175ZM186 96V97H185ZM192 96V95H191ZM18 98V100H17ZM177 100H176V99ZM113 99V100H111ZM182 99V100H181ZM32 101H34V99H32ZM105 101V102H104ZM109 101L107 103H109ZM14 102V103H13ZM18 102H21V99L20 97H16L14 96L11 100H10V103L12 104H16L15 106H20L21 103H18ZM184 102V103H183ZM18 103V104H17ZM181 103V105H180ZM102 105V104H101ZM100 105V108L102 109ZM108 104H106V107H107ZM111 105V104H110ZM114 106V104H112ZM111 105V106H112ZM162 105V106H161ZM168 106L166 108V106ZM17 106V107H18ZM109 106V105H108ZM111 106L109 108H105V110H107L106 113H108L111 109ZM181 106V107H180ZM105 107V106H104ZM173 107V108H172ZM180 107V108H179ZM184 107V108H182ZM192 107V108H191ZM162 108V109H161ZM172 108V109H171ZM181 108L183 109L182 111H179L181 110ZM187 108V109H185ZM40 109V111H39ZM165 109V110H163ZM169 109V110H168ZM176 109V113L180 114L177 115V114H173L174 111ZM104 110V108L102 110H100V115L101 116H104V119H101V120H104L102 124H98V125H88V136L89 137H93L95 135V131L94 129L97 128V129H100L102 131V129L104 128V130H109L110 131V128H111V125L110 124H107V120H105L106 116L109 115L105 113V111L102 113L104 115L101 114V112ZM115 110V111H116ZM167 110V111H166ZM245 110H248L246 111L245 113H243ZM172 114V117H177L178 118H174V121L172 120L173 118H170L171 115L169 114V112ZM179 111V112H178ZM186 111V113L184 112ZM237 111V112H236ZM239 111V113H238ZM39 112V113H38ZM165 112V115H163L162 113ZM170 115H167L166 117V114ZM183 115H182V113ZM216 112V111H215ZM228 112V113H227ZM236 112V113H235ZM42 110L41 108H39L36 104L34 105L32 103L31 105V108H30V117H31V124H32V129H36L37 127H39V124L40 125H45V123H42V122H45L46 120V116L43 115L42 116ZM84 114V112H82ZM196 112L194 111L193 115L195 114ZM210 113L212 115H210ZM226 113V114H225ZM230 113V114H229ZM238 113V114H237ZM41 114V115H40ZM188 116H187V115ZM198 114V113H197ZM216 116H215V115ZM237 114V115H236ZM186 115V116H185ZM192 115V116H193ZM246 115V116H245ZM45 116V117H44ZM113 115H111L112 117ZM169 116V117H168ZM180 116V117H181ZM191 116V117H192ZM195 116V115H194ZM193 116V117H194ZM197 116V115H196ZM195 116V117H196ZM216 118H214V117ZM242 116L244 118H242ZM42 117V118H41ZM77 118L79 116H76ZM76 117H74V123H73V126L72 127H76ZM82 117V116H81ZM167 118V121L164 120V118ZM189 117V118H187ZM192 117V118H193ZM194 117V118H195ZM238 117V118H237ZM38 118H39V122L38 121ZM41 118V120H40ZM109 117H107L108 119ZM191 118V119H192ZM45 119V120H44ZM83 119V118H82ZM111 119V118H110ZM163 119V121H161ZM181 119H183V117L180 118V121ZM184 119V120H185ZM170 120H172L174 122L171 121L169 122ZM179 120V119H178ZM183 121L182 122L185 124L187 123V121ZM214 120V121H212ZM242 120V121H241ZM11 120H8V122L6 123V127L10 128L12 126V124H10L11 122H9ZM76 121V122H75ZM245 121V122H244ZM123 122V120L121 121ZM166 122L172 124L173 126L177 125L176 128H179L180 129V132L178 133V131L176 132V130H179V129H176V128H173L172 125L168 126V124H166ZM167 126H165V124ZM181 123V122H179ZM182 123V124H183ZM224 123V124H222ZM159 125V126H158ZM222 125V126H221ZM262 125V124H261ZM106 126V127H104ZM161 126V127H160ZM174 126V127H175ZM179 126V127H178ZM225 126V127H223ZM236 126V127H235ZM36 127V128H35ZM163 127V129H162ZM165 127V128H164ZM171 127V130L173 128V130L171 131L169 128ZM8 128V129H9ZM132 128V129H131ZM141 128V129H140ZM149 128V129H148ZM161 128V130H160ZM167 128V130H166ZM183 128V130H181ZM220 128V129H219ZM225 128V129H224ZM260 128V129H258ZM31 129V130H32ZM144 129V130H143ZM151 129V130H150ZM176 129V130H175ZM149 130V131H148ZM164 130V131H162ZM171 132H170V131ZM218 130V131H217ZM258 130V131H257ZM33 131V130H32ZM169 131V132H168ZM175 131V132H173ZM164 132V134H163ZM178 133L176 134L177 136L181 133L183 135H180L178 136V143H176L177 141V136L173 133ZM223 132V135L221 134ZM233 132H235L233 134ZM245 132V134H244ZM253 132V133H251ZM144 133V134H143ZM158 133V134H157ZM241 133V134H240ZM258 135H256V134ZM173 134V135H172ZM143 135V136H142ZM145 135V136H144ZM157 135V136H156ZM160 135V136H159ZM164 135H166L164 137ZM169 135V136H168ZM171 135V136H170ZM174 135L176 136V139L174 138ZM216 135V136H215ZM242 135V136H241ZM244 135V136H243ZM257 137H256V136ZM10 136V135H9ZM141 136V137H140ZM203 136V135H202ZM230 136V137H229ZM232 136V137H231ZM250 136V137H249ZM255 136V138H254ZM12 137V135L10 136V138ZM156 137H159L156 139ZM217 137V138H216ZM141 138V139H140ZM143 138V139H142ZM163 138V139H162ZM172 138V139H171ZM226 140H225V139ZM230 138V139H229ZM243 138V139H242ZM12 139L16 140V137L13 136ZM168 139V140H167ZM175 139V140H174ZM184 139V138H183ZM182 139V140H183ZM217 139V140H216ZM221 139V140H220ZM232 139V140H231ZM155 140V141H154ZM167 140V141H166ZM173 140V141H172ZM224 140V141H223ZM13 141V140H12ZM148 141V142H147ZM158 141V142H157ZM170 141V142H169ZM181 141V142H180ZM214 141V142H213ZM235 141V142H233ZM246 141V143H245ZM247 141H248V144H247ZM154 142V143H153ZM156 142V143H155ZM162 142V143H161ZM163 142L165 144H163ZM172 142V143H171ZM219 142V143H218ZM232 142V145L231 143ZM244 142V143H243ZM1 143V142H0ZM89 143V142H88ZM87 143V144H88ZM204 143V144H203ZM235 143V144H234ZM251 143V144H250ZM171 146H170V145ZM207 147H206V145ZM244 144V148H242ZM78 145V142L75 143V148L76 149V146ZM157 145V146H156ZM162 145V146H161ZM168 145V147H167ZM211 145V146H210ZM124 146V147H123ZM205 146V147H204ZM215 146V147H214ZM221 146V147H220ZM8 147V146H7ZM165 147V148H164ZM172 147V148H171ZM199 147V148H198ZM201 147V148H200ZM205 149H204V148ZM225 147V148H224ZM228 147H232L231 149L234 151H232V153L230 152V148H229V151L227 153H225V150H227ZM4 148V147H3ZM3 148H1L0 146V174H7L9 171V164L8 162L10 163L11 161V155L9 157H7V155L10 154V151L8 149H4L2 150ZM123 148V149H121ZM146 150H145V149ZM164 150H163V149ZM163 151H162V150ZM167 149V150H166ZM172 149V151L170 150ZM248 149V151H246ZM2 150V151H1ZM159 150V151H158ZM236 150V151H235ZM7 151V152H6ZM122 151V152H121ZM143 151V152H142ZM154 151V152H153ZM163 153H162V152ZM164 151L168 153V157L166 155V153L164 154ZM202 151V152H201ZM209 151V152H208ZM249 151H251L249 153ZM2 152V153H1ZM6 152V154H5ZM239 152V153H238ZM247 152V154H246ZM72 153V152H71ZM126 153V154H125ZM154 153V154H153ZM171 153V154H170ZM195 153V154H194ZM223 155H222V154ZM236 153V154H235ZM112 154V155H111ZM170 154V155H169ZM207 154V155H206ZM230 154V155H229ZM212 155V156H211ZM229 155V156H228ZM91 152H88L85 156V164H87L91 158ZM217 156V157H216ZM228 156V159H226V157ZM7 157V158H6ZM194 157V158H193ZM200 157V158H199ZM71 158V157H70ZM135 160H133V159ZM152 158V159H151ZM170 158V159H169ZM217 158V159H216ZM226 159V163L224 162L225 159ZM245 158V159H243ZM6 159L8 161H6ZM49 159V160H48ZM48 159H45L46 162L43 164L46 165L45 166H48L49 165V168H52V165L53 164V158L49 157ZM63 159V158H62ZM66 158H64V165L62 168V172H61V179H62V182H63V185H68V183H70V187H71V190L72 191H69V192H64V193H60V192H55L52 194V186H51V183H50V180H46L45 182V185H44V191L43 194L45 195H49V197H51V210H50V213H49V220H48V223H47V241H46V249L48 250L49 252V255H50V264H67V262H64L61 260V248H60V241H61V223H62V216L61 214L59 213V211L61 210L62 212H67V209H68V205H69V202L71 201V197L72 195H74V198L80 193V190L76 188V177H74L72 180H71V176L69 175V171H68V168H70L71 166L68 165V161L65 160ZM184 159V160H183ZM187 159V160H186ZM3 160V161H2ZM5 160V161H4ZM52 160V161H51ZM156 160V161H155ZM180 162H179V161ZM224 160V161H222ZM235 160V161H236ZM50 163H48V162ZM51 161V162H50ZM160 161V162H159ZM173 162V163H170V162ZM209 161V162H208ZM222 161V162H221ZM135 162V163H134ZM145 162V163H144ZM149 164H148V163ZM157 162V163H156ZM175 162V163H174ZM177 162V163H176ZM133 163V164H132ZM140 163V164H139ZM155 163V165H154ZM160 163V164H159ZM191 163V164H190ZM205 163V164H204ZM213 163V164H212ZM222 163V164H221ZM223 163H225V166H222L224 165ZM139 164V165H138ZM144 164V165H143ZM149 166H148V165ZM159 164V165H157ZM162 164V166H161ZM174 164V165H173ZM186 164V165H185ZM203 164V165H202ZM221 164V165H219ZM228 164V163H227ZM6 165L8 167H6ZM134 165V166H133ZM138 165V166H137ZM140 165H142L140 167ZM154 165V166H152ZM180 165V166H179ZM198 165V166H197ZM201 165V166H200ZM248 168H246V166ZM249 165V166H248ZM176 166V167H175ZM186 166V167H185ZM144 167H146L144 169ZM159 167V168H158ZM161 167V168H160ZM183 167V168H182ZM196 167V168H195ZM206 167V168H205ZM222 167V168H221ZM242 167V168H243ZM5 168V169H3ZM130 168V169H129ZM148 168H150L148 170ZM152 168V169H151ZM166 168V170H164ZM171 170H170V169ZM204 168V169H202ZM217 170H216V169ZM225 168V169H224ZM227 168V169H226ZM246 168V169H245ZM48 168H46L47 170ZM119 169V170H118ZM139 169V171H138ZM160 169V170H159ZM169 169V170H168ZM178 169V170H177ZM180 169V171H179ZM183 169V170H182ZM215 169V170H214ZM224 169V170H223ZM231 169V171L229 170ZM234 169V173L233 170ZM248 169V170H247ZM3 170V171H2ZM43 170H45V167H43ZM45 170V173H47ZM103 170V171H102ZM128 170V171H127ZM155 170V172H154ZM159 170V171H158ZM177 170V171H176ZM199 170V171H198ZM237 170V172L235 171ZM127 171V172H126ZM164 171V172H163ZM189 173H188V172ZM227 173H225V172ZM162 172H163V175H162ZM166 172V173H165ZM171 172V173H170ZM175 172V173H174ZM186 174H185V173ZM220 172V173H219ZM223 172V174H222ZM44 173V171H43ZM44 173V175H45ZM144 173V174H143ZM160 173V175L158 174ZM170 173V174H169ZM178 173V175H177ZM195 173V174H194ZM204 173V174H203ZM232 173V174H231ZM153 174V175H152ZM180 174V175H179ZM208 174V175H207ZM231 174V175H230ZM235 174V176H234ZM263 174V175H262ZM82 175L85 177L86 175V172L85 170L82 171ZM187 175V176H186ZM262 175V177H261ZM142 176V177H141ZM156 176V177H155ZM157 176L159 178H157ZM207 176V177H206ZM211 176V177H210ZM216 176V177H215ZM224 176V177H223ZM233 176V178H232ZM181 177V178H180ZM186 177V178H185ZM210 177V179H209ZM213 177V178H212ZM221 177V178H220ZM236 177V178H234ZM149 178V179H148ZM157 178V179H156ZM161 178V179H160ZM189 178V180H188ZM208 178V179H207ZM244 178L245 180V183H244V180H242ZM87 179V178H86ZM163 179V180H162ZM182 179V181H181ZM184 179V180H183ZM212 179V180H211ZM216 179V180H215ZM235 179H237L238 181H235ZM170 180V181H169ZM201 180V181H200ZM227 180V181H226ZM230 180V181H229ZM263 180V181H262ZM148 181V182H147ZM156 181V182H155ZM161 181V182H160ZM164 181V182H163ZM203 181V182H202ZM206 181V182H205ZM211 183H209V182ZM234 181V182H233ZM242 181V182H241ZM260 181V182H259ZM262 181V183H261ZM48 182V183H47ZM133 184H132V183ZM139 182V183H138ZM238 182V184H237ZM46 183H47V186L46 187ZM93 183V184H92ZM141 183V184H140ZM145 183V184H143ZM155 183V184H154ZM161 183V184H160ZM164 183V184H163ZM202 183V184H201ZM220 183V185H219ZM227 183V184H226ZM259 183V184H258ZM149 184V185H148ZM169 184V185H168ZM178 186H177V185ZM180 184V185H179ZM187 184V185H186ZM194 184V185H193ZM233 184V186H232ZM235 184V185H234ZM50 185V186H49ZM92 185H93V188H92ZM154 185V186H153ZM157 185V186H156ZM197 185V186H196ZM205 185V186H204ZM210 185H212V188ZM224 185V186H223ZM240 185V186H239ZM145 186V187H144ZM188 186V187H187ZM193 186V187H192ZM227 186V187H226ZM242 186V187H241ZM249 186V185H248ZM262 186V187H261ZM50 187V189H49ZM134 187V188H133ZM174 187V188H173ZM206 187V188H205ZM227 188L225 190V188ZM239 187V188H238ZM241 187V188H240ZM169 188V189H168ZM184 188V189H183ZM190 188V189H189ZM195 188V189H194ZM199 188V189H198ZM237 188V189H236ZM260 188V189H259ZM263 188V189H262ZM47 189V190H46ZM49 189V191H48ZM100 189V190H99ZM192 189V190H191ZM204 189V190H203ZM219 189H222L219 191ZM229 189V190H228ZM259 189V190H258ZM92 192H91V191ZM95 190L97 191H101L103 192V195L104 198H102V196H100L99 198H93L91 197L93 192H94V195L96 196V194L99 195V193H97ZM139 190V191H138ZM192 192H191V191ZM200 190V191H199ZM206 190V192H204ZM214 190V191H213ZM224 190V191H223ZM262 190V191H261ZM175 191V192H174ZM187 191V192H186ZM189 191V192H188ZM49 192V193H48ZM90 192V193H89ZM156 194H155V193ZM160 192V194H159ZM165 192V193H164ZM168 192V193H167ZM178 192V193H177ZM200 192V193H199ZM202 192V193H201ZM232 192V193H231ZM48 193V194H47ZM150 193V194H149ZM172 193V194H171ZM182 193V194H181ZM222 193V194H220ZM52 194V195H51ZM102 193H100L101 195ZM153 194V195H152ZM156 196H155V195ZM164 194V195H163ZM190 196H189V195ZM195 194V195H194ZM204 196H203V195ZM215 194V195H214ZM225 194V195H224ZM93 195V196H94ZM97 195V196H98ZM137 195H140V196H137ZM176 195V196H175ZM209 195V196H208ZM214 195V196H213ZM208 196V197H207ZM221 196V197H220ZM226 196V197H225ZM253 196V197H252ZM48 197V196H47ZM47 197L45 196V198L47 199ZM149 197V198H148ZM193 197V198H192ZM201 197V198H200ZM217 197V198H216ZM72 198V199H74ZM167 198V199H166ZM173 198V199H172ZM205 198V199H204ZM208 198V199H206ZM228 198V199H227ZM94 199V200H93ZM96 199V200H95ZM99 201H98V200ZM103 199V200H101ZM142 199V200H141ZM162 199V200H161ZM172 201H171V200ZM185 199V200H184ZM188 199V200H187ZM195 199V200H194ZM202 199V200H201ZM220 199V200H219ZM223 199V200H222ZM263 199V200H262ZM89 200V201H88ZM97 201L96 203H98L99 205L96 206L97 204L94 203L93 201ZM160 200V201H159ZM177 200V201H175ZM188 202H187V201ZM218 200V201H217ZM226 200V201H224ZM256 200V201H255ZM262 202H260V201ZM101 201V202H100ZM213 201V202H212ZM217 201V202H216ZM223 201V202H222ZM259 201V202H258ZM145 202V203H144ZM166 202V203H165ZM168 202V204H167ZM230 202V203H228ZM170 203V204H169ZM178 203V205H177ZM185 203V204H184ZM188 203V204H187ZM211 203V204H210ZM227 203V204H226ZM259 203V204H258ZM261 203H263L262 205H260ZM149 204V205H148ZM202 204V205H200ZM177 205V206H176ZM189 205V207L187 206ZM197 205V206H196ZM211 205V206H210ZM256 205V206H255ZM93 206V208H92ZM96 206V207H95ZM148 206V207H147ZM154 206V207H152ZM165 206V207H164ZM183 206V207H182ZM263 206V207H262ZM146 207V208H145ZM168 207V208H167ZM178 207V208H177ZM186 207V208H185ZM85 208V207H84ZM92 209V212H91V209ZM150 208V209H149ZM159 208V209H158ZM170 208V209H169ZM187 209V210H186ZM99 210V211H98ZM156 210V211H155ZM175 210V211H173ZM179 210V211H178ZM206 210V212H205ZM94 211V212H93ZM151 211V212H150ZM255 211H257V213H261L260 214H257ZM98 212V213H97ZM156 212V213H155ZM165 212V213H164ZM205 212V213H204ZM252 212V213H251ZM91 213H92V216H91ZM98 215H97V214ZM118 213V215L116 216L115 214ZM122 214V216H120V214ZM164 213V215H163ZM174 213V214H173ZM176 213V214H175ZM202 213L204 215H202ZM90 214V215H89ZM97 215L98 218H95L97 216H93V215ZM100 214V215H99ZM172 215V216H169V215ZM201 214V215H200ZM207 214V217L205 216ZM252 214V215H251ZM255 214V215H254ZM257 214V215H256ZM66 216H68V214H65ZM139 215V216H138ZM142 215V216H141ZM156 215V216H154ZM162 215V216H161ZM189 215V216H188ZM251 215V216H250ZM77 216V217H76ZM80 216V217H79ZM88 216V217H87ZM91 216V217H90ZM150 216V217H149ZM161 216V217H160ZM178 216V217H177ZM197 216V217H196ZM203 216L201 219L200 217ZM257 216V217H256ZM259 216V217H258ZM263 216V217H262ZM100 217V218H99ZM143 217V218H142ZM148 217V218H147ZM169 217V218H168ZM177 217V218H176ZM183 217V218H182ZM206 217V218H205ZM255 217V218H254ZM38 218V216H37ZM120 218V219H119ZM141 218V219H140ZM186 218V220H185ZM204 218V219H203ZM253 218V219H251ZM39 219V218H38ZM74 219V220H72ZM77 219V220H78ZM89 219V220H88ZM155 219V220H154ZM251 220L250 221H248ZM256 219V220H255ZM261 219V220H260ZM263 219V221H262ZM37 219H33L32 220V223L30 226H28V230L26 231L25 229V233L27 234V232H29L27 235L25 233H23L25 235V238L24 240L21 242V244H24V247L27 246L30 247V248H27L29 249V251H25L24 249V252L25 254L28 256V253L30 255L31 258L28 259V257L25 255L24 257L29 260L27 261L28 263L27 264H43L40 262V259L42 258L41 256L42 255H45V248L43 247V243H42V233L40 234L41 232V228L40 226L36 227L34 226L35 224V221ZM97 220H99L97 222ZM123 220V221H121ZM151 220V221H150ZM198 220V221H197ZM102 221V222H101ZM144 221V222H143ZM185 221V222H184ZM202 221V222H201ZM253 221V222H252ZM255 221V222H254ZM262 221V222H261ZM34 222V223H33ZM37 222V221H36ZM92 222V220L90 221ZM100 222V223H99ZM122 222V223H121ZM127 222V223H126ZM138 222V223H137ZM140 222V224H139ZM147 222V223H146ZM159 222V223H158ZM172 222V223H171ZM192 224H191V223ZM198 222V223H197ZM250 222V223H249ZM75 223V222H74ZM74 223H69V226H71L73 228V225ZM98 223V224H97ZM178 223V224H177ZM184 223V224H182ZM187 223V225H185ZM247 223H248V226H247ZM254 223V224H253ZM71 224V225H70ZM73 224V225H72ZM173 224V225H172ZM175 224V225H174ZM194 224V225H193ZM202 224V225H201ZM99 225V226H98ZM127 225V226H126ZM128 225L130 226V228H132V231L129 233L128 232ZM146 225V226H145ZM151 225V226H150ZM179 225V226H178ZM184 225V226H183ZM192 225V227H191ZM255 227H254V226ZM133 226V227H132ZM156 226V227H155ZM174 226V227H173ZM176 226V227H175ZM246 226V227H245ZM30 227V228H29ZM33 227V228H32ZM70 227V229H72ZM128 227V228H127ZM147 227V228H146ZM151 227V228H149ZM178 227V229H177ZM191 227V228H190ZM197 227V228H196ZM199 227V228H198ZM203 227V228H202ZM236 227V226H235ZM242 227V228H240ZM245 227V229H244ZM251 227V228H249ZM38 228L40 229V231L38 230ZM155 230H154V229ZM164 228V229H162ZM230 228H232L231 231ZM143 231H142V230ZM147 229V230H146ZM179 229H180V233H179ZM197 229V230H196ZM234 229V230H233ZM238 230V231H235V230ZM257 229V230H256ZM33 230V231H32ZM136 230V231H135ZM145 230V231H144ZM152 230H153V235L155 234L156 237L160 236L161 238H164V241L163 244L165 243L166 245H162L161 247H163L164 249H169V250H172L170 251V253L172 252V256L170 259L169 257L167 258L166 256L162 258L166 259H158V257H161V255L156 251V249L154 248V245L151 244L150 242H152V238L155 237V236H151V240H150V235H152ZM161 230V231H160ZM194 230V231H192ZM245 230V231H244ZM249 230V231H247ZM103 231V232H102ZM139 231V232H137ZM151 232V234H148L147 236V241H141L143 240V236L145 237L148 233V232ZM187 231V232H186ZM202 231V232H201ZM244 231V232H243ZM252 231V232H251ZM259 231V233H258ZM37 232V233H36ZM78 231H74L72 234L73 238L75 237H78L79 234H80V231L77 233ZM141 232V233H140ZM146 232V233H145ZM149 232V233H150ZM159 232V233H158ZM174 232V233H173ZM178 232V233H177ZM183 232V233H182ZM199 232V233H198ZM240 232V233H239ZM256 232V233H255ZM158 233V235H157ZM195 233V234H194ZM242 233V234H241ZM250 235H249V234ZM255 233V234H253ZM131 234V235H130ZM175 234L177 236H175ZM187 234V236H186ZM194 234V235H193ZM234 234V235H233ZM262 234V235H261ZM78 235V236H77ZM143 235V236H142ZM162 235V236H161ZM179 235V236H178ZM181 235V236H180ZM207 235V236H206ZM232 236L233 238L229 237V236ZM129 236V237H128ZM131 236V237H130ZM137 236H139L137 238ZM166 236V242H165V237ZM172 236V237H171ZM174 236V237H173ZM194 236V237H193ZM200 236V237H199ZM203 236V237H202ZM181 237V238H180ZM186 237V238H185ZM229 237V238H228ZM102 238V239H100ZM105 240H104V239ZM143 238V239H142ZM160 238L159 241H161L162 239ZM195 238V239H194ZM205 238V239H204ZM208 238H210V240H208ZM228 238V239H227ZM237 240H234L233 242V239H236ZM239 238V239H238ZM249 238V239H248ZM37 239V240H36ZM141 239V240H140ZM154 239V238H153ZM177 241L175 242L174 241ZM183 239V240H182ZM199 239V240H198ZM214 239H217L218 242L215 240V242L217 243H214ZM226 239V240H225ZM230 239V240H229ZM232 239V241H231ZM254 239V241H253ZM262 239V240H261ZM77 240H80L78 238H74V240H71V243L69 241V244L70 245V248H69V255H68V260H69V264H79L77 259H81L79 258V256H76L75 255H78L80 252V246H79V243L80 241L78 242ZM130 240V241H129ZM158 240V239H157ZM195 240V241H194ZM202 240V241H201ZM206 240H208V248L206 249L205 251V254L202 252V253H196V251H199L200 250V245L203 244ZM221 240V241H219ZM246 240V241H245ZM256 240H259V243L262 245V251H263V254L260 255L259 253H257V251H255L257 249V241ZM260 240L263 242H260ZM72 241H76V242H72ZM127 241L129 242V245H130V248L128 247V243ZM139 241V242H138ZM154 241L158 244L160 243V245L162 244V242H158L156 241V239H154ZM153 241V242H154ZM180 241V243L178 242ZM193 241V242H191ZM197 241V242H196ZM230 241V242H229ZM236 241V243H235ZM30 242V243H29ZM147 242V243H145ZM170 242V243H169ZM186 242V243H185ZM202 242V243H201ZM207 242V241H206ZM220 242V243H219ZM257 242V243H256ZM145 243V246L144 244ZM154 243V244H156ZM178 243V244H177ZM231 243V244H230ZM233 243V244H232ZM241 243V244H240ZM28 244V245H27ZM147 244V245H146ZM173 244V245H172ZM210 244V245H209ZM230 244V245H229ZM236 244V245H235ZM253 246H251V245ZM81 245V243H80ZM127 245V246H126ZM170 245V246H169ZM182 245V246H180ZM187 245V246H185ZM226 245V246H225ZM241 245V246H240ZM256 245V246H255ZM23 246V245H22ZM138 246V247H137ZM143 246V247H142ZM153 246V247H152ZM159 246V245H157ZM166 246V247H165ZM184 246V247H183ZM220 246H223L220 248ZM245 246V248H244ZM249 246V247H248ZM256 248H255V247ZM109 247V248H108ZM149 247V249H148ZM178 247V248H177ZM194 247V248H192ZM227 247V248H226ZM231 247V248H230ZM233 247V248H232ZM247 247V248H246ZM251 247V248H250ZM44 248V249H43ZM76 248V249H75ZM79 248V249H78ZM128 248V249H127ZM143 248V249H142ZM154 248V249H153ZM198 248V249H197ZM210 248V249H209ZM226 248V249H224ZM255 248V249H253ZM77 250L79 253L78 254H75ZM81 249H82V245H81ZM129 249H130V252H129ZM195 249V250H194ZM232 249V250H231ZM237 249V250H235ZM244 249V250H243ZM33 252H32V251ZM128 250V252H126ZM146 250V251H145ZM168 250V251H169ZM231 250V251H230ZM251 250V251H250ZM72 251V252H71ZM75 251V252H74ZM103 253H102V252ZM138 251H141V252H138ZM144 253H143V252ZM154 251V252H153ZM177 251V252H176ZM191 253H190V252ZM228 251V252H227ZM241 253H240V252ZM243 251H244V254H243ZM249 251V252H248ZM261 251V252H262ZM116 252V253H115ZM150 254H149V253ZM153 252V253H151ZM157 252V253H156ZM212 252V253H211ZM225 252V253H224ZM238 252V253H237ZM252 252V253H251ZM256 252V253H255ZM34 253V254H32ZM41 253V255H40ZM84 253V252H82ZM101 253V254H100ZM115 255H114V254ZM143 253V254H141ZM148 253V254H147ZM183 253V254H182ZM219 253V254H218ZM224 253V254H223ZM233 253V254H232ZM73 254V255H72ZM95 254V256H96ZM100 254V255H99ZM106 254V255H105ZM127 254L130 256V260L129 261V256H127ZM156 254V255H155ZM185 254V255H184ZM193 256L191 257L190 256ZM200 254V255H199ZM210 256H209V255ZM229 254V255H228ZM243 254V255H242ZM158 255V256H157ZM175 255V256H174ZM188 255V256H187ZM240 255V257L238 256ZM73 256L75 257V259L73 260ZM94 256V257H95ZM96 256V257H97ZM112 256V257H111ZM151 256V257H150ZM153 256V258H152ZM157 256V257H156ZM208 256V258H207ZM225 256V257H224ZM243 256V257H242ZM263 256V257H262ZM35 257V258H33ZM116 257V258H115ZM141 257V258H140ZM148 257H150L148 259ZM184 259H183V258ZM191 257V258H190ZM203 257V258H202ZM33 258V259H32ZM38 258V260H37ZM71 258V259H70ZM89 258V256H87V259ZM90 258L92 259V257L90 256ZM89 258V260H91ZM108 258V259H109ZM145 258V259H144ZM189 258V260H188ZM205 258V259H204ZM228 258V259H227ZM235 258V259H234ZM238 258V260H237ZM261 258V259H260ZM112 259L115 261H112ZM119 259V260H118ZM144 259V260H143ZM154 259V260H153ZM179 259V261H178ZM186 259V260H185ZM194 259V260H193ZM211 259H212V262H211ZM214 259V260H213ZM230 259V260H229ZM244 261H243V260ZM34 262H32V261ZM71 260V261H70ZM77 262H76V261ZM107 260V259H104L103 262ZM127 260V261H126ZM148 260V261H147ZM152 260V262H151ZM204 260V261H203ZM220 260V261H219ZM261 260V261H260ZM86 261V262H85ZM109 261V260H107ZM106 261V262H107ZM121 261V262H120ZM155 261V262H153ZM163 263H162V262ZM165 261V262H164ZM167 261V262H166ZM170 261V262H169ZM173 261V262H172ZM187 261V262H186ZM230 261H233V262H230ZM236 261V262H234ZM30 262V263H29ZM54 262V263H53ZM89 261L88 260H84L82 262V264H87ZM101 262V263H103ZM109 262V263H110ZM175 262V263H174ZM190 262V264H191ZM200 262V263H199ZM205 262V263H204ZM210 262V263H209ZM90 263V262H89ZM88 263V264H89ZM26 264V263H25ZM100 264V263H98Z\"/></svg>",
  "mask_w": 264,
  "mask_h": 264
},
{
  "label": "crops",
  "instance_id": "crops-1",
  "mask_svg": "<svg viewBox=\"0 0 264 264\" xmlns=\"http://www.w3.org/2000/svg\"><path fill=\"white\" fill-rule=\"evenodd\" d=\"M126 87H127L129 92H135L136 91V89H135L136 85L134 84V80L132 79V77H130V79L128 80Z\"/></svg>",
  "mask_w": 264,
  "mask_h": 264
}]
</instances>
